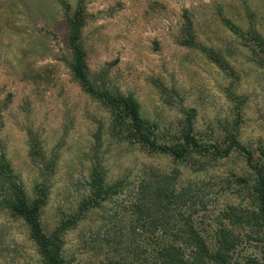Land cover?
Segmentation results:
<instances>
[{
    "label": "rangeland",
    "instance_id": "obj_1",
    "mask_svg": "<svg viewBox=\"0 0 264 264\" xmlns=\"http://www.w3.org/2000/svg\"><path fill=\"white\" fill-rule=\"evenodd\" d=\"M64 1L72 15L78 0ZM83 10L80 44L91 80L133 96L160 142L177 139L189 113L204 143L225 148L234 137L254 156L264 149V52L257 44L264 43V0H84ZM186 16L198 48L180 44ZM68 35L58 0H0V158L28 200L45 195L47 235L82 217L61 236L67 264H136L126 253L134 238L127 208L153 175L178 170L177 185L191 184L205 205L195 220L208 238L224 211L249 208L248 193L233 182L253 174L236 150L179 163L112 138L108 110L72 77ZM93 168L119 192L81 212ZM6 188L0 180V264H44L24 220L2 204ZM238 233L240 255H260L264 244Z\"/></svg>",
    "mask_w": 264,
    "mask_h": 264
},
{
    "label": "trees",
    "instance_id": "obj_2",
    "mask_svg": "<svg viewBox=\"0 0 264 264\" xmlns=\"http://www.w3.org/2000/svg\"><path fill=\"white\" fill-rule=\"evenodd\" d=\"M65 8L69 27L68 46L73 59L70 71L81 89L98 101L110 114V135L112 138L131 145H138L148 153L166 155L175 162L186 163L193 156H210L213 159L226 158L233 150L243 154L253 178H235L234 184L248 193L250 206L244 210L229 208L222 214L223 219L214 223L207 237V230L195 220L196 207L204 203L197 201L191 184L177 185L179 171L171 174L153 175L140 183L133 201L127 208L131 244L126 246L128 255L136 264H264V250L260 255H240L239 247L245 240L238 230L245 232L248 241L256 240L264 244V149L258 155L242 147L234 137L230 144L222 148L218 143H204L193 134L191 114L186 113L187 124L180 136L170 143H163L153 127L142 119L140 106L133 96H124L98 87L90 78L86 55L80 44L81 28L85 16L83 1L78 0L75 12L64 0H58ZM257 40V39H256ZM258 41V40H257ZM264 52V43L258 41ZM180 44L198 48L193 30V22L185 17ZM213 60L222 63L216 57ZM0 180L6 185V198L2 204L13 214L24 220L35 242L44 264H67L62 257V233L82 217L64 221L61 227L47 235L41 225V210L45 195L30 201L22 185L13 177L9 164L0 158ZM91 195L82 204L81 212L101 206L108 198L119 192L120 185H107L102 170L93 168L91 173ZM123 237V235H120ZM110 264H126V259H112Z\"/></svg>",
    "mask_w": 264,
    "mask_h": 264
}]
</instances>
